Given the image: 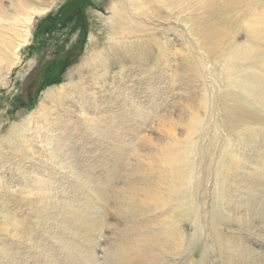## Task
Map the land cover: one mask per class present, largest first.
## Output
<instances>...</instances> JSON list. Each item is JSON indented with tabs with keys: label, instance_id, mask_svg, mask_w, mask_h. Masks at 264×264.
Returning a JSON list of instances; mask_svg holds the SVG:
<instances>
[{
	"label": "rangeland",
	"instance_id": "rangeland-1",
	"mask_svg": "<svg viewBox=\"0 0 264 264\" xmlns=\"http://www.w3.org/2000/svg\"><path fill=\"white\" fill-rule=\"evenodd\" d=\"M25 2L0 0V264H264V0L195 24ZM243 52L253 79L224 71ZM233 104L253 121L228 138Z\"/></svg>",
	"mask_w": 264,
	"mask_h": 264
},
{
	"label": "bare ground",
	"instance_id": "bare-ground-1",
	"mask_svg": "<svg viewBox=\"0 0 264 264\" xmlns=\"http://www.w3.org/2000/svg\"><path fill=\"white\" fill-rule=\"evenodd\" d=\"M29 0H26V2L23 4L21 3V8H16V12L17 13H22L24 11V8L28 6ZM33 1V0H30ZM231 3H236V5H242V4H247L249 5L251 3V1H257V0H227ZM130 3V8H131V12H139L140 15L141 14H146V12H151L153 13V15L156 17V19L159 20H169L171 18H175L177 20L180 19V17L185 16V23L188 24H195L194 18L197 17L198 13L197 11L199 9L202 10L203 15L207 16V9L211 8L214 5V0H129ZM251 6V5H250ZM249 7V6H247ZM251 8V7H250ZM46 11V10H45ZM114 16L113 18L115 19V25H117L119 27V29L121 31H133L132 29L129 30V28L126 27V22L127 21H133L135 22V20H133L132 17V13L127 14L126 10L124 9V7L120 6L119 10H114ZM44 12V11H43ZM43 12H40L43 14ZM187 16V17H186ZM181 20V19H180ZM259 21L258 17L255 16L254 19V23L257 24ZM15 24V21L12 22V24ZM137 24H144L142 21L141 22H136ZM14 24L12 26H14ZM30 24V20L27 19L25 21V26H23V30L21 32L18 31H14L15 27H11L10 31L12 30V35H18L19 37H21V35L23 36V40H20V42L16 45H14L12 38L13 37H9L7 40H5V45L8 46L7 48L10 49L11 51L15 50L18 51L20 47L24 46L28 41L29 38L31 36V32L29 31V29H26V27ZM206 24V23H205ZM204 27V26H203ZM210 30V29H209ZM208 30V31H209ZM256 30L252 29L250 31L251 34H254L252 36H254L256 38ZM145 38V37H144ZM148 38V37H147ZM147 40V39H144ZM203 45L205 48H207V52L209 53L210 56H213V53H218V55H214V56H221L222 52L221 50L223 49V35H221L220 33H217L215 38H211L208 35H205L203 37ZM115 43H120V45L126 46L127 44L122 41L119 42L118 40ZM157 43V42H156ZM258 44V43H257ZM112 46V45H111ZM119 46V45H118ZM192 46V45H191ZM203 46H200V48ZM151 47V46H150ZM113 48V47H112ZM14 53V52H13ZM238 53H241V51L238 50ZM244 54L242 55V59L244 57V55L246 54L245 52H243ZM249 53H251V50H249ZM4 55L6 56V54L4 53ZM8 58V57H7ZM229 58V59H228ZM232 55L228 56L227 59L229 60V65H224L223 67L225 68L224 71L225 72H236V73H244V74H248L251 73V79H253L252 74H256L257 73V69H255L254 67H252L250 65V63H248L250 57H248L247 59H243L244 60V65L245 68L244 70H236L234 67H236L237 62L241 65H243V60H234L232 61ZM232 61V62H231ZM236 61V63H234ZM231 62V63H230ZM231 64V65H230ZM234 68V69H233ZM238 76V75H237ZM233 78H228V81L230 83L233 84L232 81ZM239 79L241 80L242 77L238 76L237 78H235L236 82L239 83ZM241 82H244V80H241ZM250 82V81H249ZM245 84V85H244ZM244 88H246L248 85L246 82H244ZM240 88V87H239ZM51 90H49V92H51ZM254 104L257 103V101L253 102ZM252 104V105H254ZM232 108H225V111L228 115H231L232 118L225 120L224 122L226 123V126H228L227 131L229 132H233L235 129H237L241 124H243L246 120H251L253 121V116L250 112H247L244 109L239 108L236 105H232ZM243 122V123H242ZM230 134V133H229ZM227 135L228 138H230V135Z\"/></svg>",
	"mask_w": 264,
	"mask_h": 264
}]
</instances>
